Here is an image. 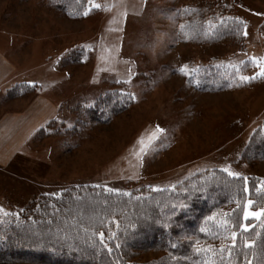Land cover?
Wrapping results in <instances>:
<instances>
[{
    "label": "rangeland",
    "instance_id": "1",
    "mask_svg": "<svg viewBox=\"0 0 264 264\" xmlns=\"http://www.w3.org/2000/svg\"><path fill=\"white\" fill-rule=\"evenodd\" d=\"M90 3L92 12L72 20L49 0H0V44L16 64L23 61L16 82L29 81L57 105L27 148L0 165L1 212H17L34 197L79 185L121 193L157 190L224 168L236 177L264 179V161H240L251 134L264 124V0ZM219 3L244 22L243 50L228 41L181 38L190 9L212 12L209 5ZM69 57L73 62L63 63ZM245 61L255 63L245 76L258 79L242 89L201 92L186 82L189 72L210 62ZM185 66L187 74L180 71ZM111 90L129 93L133 104L110 122L91 121L77 109ZM246 210L260 211L247 202L243 218Z\"/></svg>",
    "mask_w": 264,
    "mask_h": 264
},
{
    "label": "trees",
    "instance_id": "2",
    "mask_svg": "<svg viewBox=\"0 0 264 264\" xmlns=\"http://www.w3.org/2000/svg\"><path fill=\"white\" fill-rule=\"evenodd\" d=\"M90 1L49 0V5L81 20L94 10ZM209 6L214 12L189 10L190 18L179 28L181 38L195 44L228 41L243 50L244 22L226 5ZM261 26L264 34V23ZM72 62L73 57L63 60ZM254 69L253 61L236 66L210 62L189 72L186 82L201 92L239 90L256 83L257 76L241 80ZM35 89L19 83L7 97ZM132 104L129 93L111 90L92 106L77 109H85L91 121L108 123ZM240 161H264V124L251 134ZM249 200L250 209H264V179L233 177L218 169L157 190L121 193L94 185L70 187L34 197L11 214L0 210V264H264V215L245 220ZM101 232L107 247L100 243ZM147 252L161 255L136 259Z\"/></svg>",
    "mask_w": 264,
    "mask_h": 264
},
{
    "label": "crops",
    "instance_id": "3",
    "mask_svg": "<svg viewBox=\"0 0 264 264\" xmlns=\"http://www.w3.org/2000/svg\"><path fill=\"white\" fill-rule=\"evenodd\" d=\"M4 49L0 44V165L27 148L35 132L57 110L53 98L36 91L14 99L7 97L8 92L19 84L16 75L23 61L16 64L14 57ZM21 83L32 84L29 81Z\"/></svg>",
    "mask_w": 264,
    "mask_h": 264
},
{
    "label": "snow or ice",
    "instance_id": "4",
    "mask_svg": "<svg viewBox=\"0 0 264 264\" xmlns=\"http://www.w3.org/2000/svg\"><path fill=\"white\" fill-rule=\"evenodd\" d=\"M246 34H247V33H245V35H246ZM180 71H181V72H185V74H187V73H186V66H185V68L180 69ZM261 75H264V68L261 69ZM249 79H251V77H246V76H242V77H241V80H242V81H246V80H249ZM157 131H158V132H162L163 129H159V128H158ZM222 171L226 172L229 176H233V177H236V176L239 175L238 173H234V172L230 171L229 168H224V169H222ZM109 191H111V190H109ZM252 203H253V202H252L251 200H249V201H248V207H250V206L252 205ZM225 215H227V214H225ZM262 215H264V209H261V210L258 211V212H253V211H247V210H246V211H245V215H244V219H245V220H248L250 217H251V218L259 219L260 216H262ZM242 227H244V229L247 230V226H242ZM201 230L203 231V229H201ZM112 235H114V234H112ZM235 236H236V234L233 233V239H235ZM99 237H100V243H101L102 245H104V247H107V244L104 243V233H103V232L99 233ZM110 238H111V237H110ZM117 247H119V245H117ZM109 251H111V249H109Z\"/></svg>",
    "mask_w": 264,
    "mask_h": 264
}]
</instances>
